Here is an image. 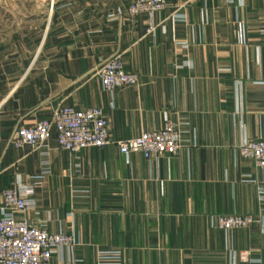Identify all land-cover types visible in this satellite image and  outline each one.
Masks as SVG:
<instances>
[{"label": "crops", "instance_id": "crops-1", "mask_svg": "<svg viewBox=\"0 0 264 264\" xmlns=\"http://www.w3.org/2000/svg\"><path fill=\"white\" fill-rule=\"evenodd\" d=\"M132 1L0 0V219L2 191L34 185L22 217L75 239L48 264H264V167L237 150L264 139V0H166L153 33ZM114 55L136 85L103 88ZM59 104L101 108L114 140L169 121L182 146L71 153L55 128L43 147L11 143ZM229 215L256 221L217 228Z\"/></svg>", "mask_w": 264, "mask_h": 264}, {"label": "built area", "instance_id": "built-area-1", "mask_svg": "<svg viewBox=\"0 0 264 264\" xmlns=\"http://www.w3.org/2000/svg\"><path fill=\"white\" fill-rule=\"evenodd\" d=\"M166 5V0H134L127 12L134 15L144 13L147 17L148 33L156 30L155 15ZM96 73L103 88L113 91L117 87L136 85L137 73L125 69L120 55L102 61ZM57 132L59 145L71 153L86 147H103L116 143L123 154L142 153L145 157L168 154L173 155L182 146L179 130L169 121L163 128L147 131L128 139L114 140L110 135L109 122L99 107L75 108L57 105L51 119L33 126H18L11 136L16 148L25 145L43 147L51 136L52 129ZM242 157L253 159L258 167H264V139L245 141L237 147ZM34 185L17 183L2 191L3 216L0 219V264H48L55 250L71 247L75 243L73 234L49 232L36 226L22 215L34 207L31 197ZM256 221L251 215L217 216L215 225L219 229H234L251 226ZM246 253H241L244 259Z\"/></svg>", "mask_w": 264, "mask_h": 264}, {"label": "rangeland", "instance_id": "rangeland-1", "mask_svg": "<svg viewBox=\"0 0 264 264\" xmlns=\"http://www.w3.org/2000/svg\"><path fill=\"white\" fill-rule=\"evenodd\" d=\"M133 1H134V0H133ZM133 1H132V2H133ZM165 6H166V5H165ZM164 8H165V7H164ZM164 8H163V9H164ZM129 14H130V13H129ZM138 14H139V13H138ZM131 15H132V14H131ZM134 15H135V14H134ZM147 29H148V28H147ZM147 32H148V31H147ZM124 67H125V66H124ZM251 216H252V215H251Z\"/></svg>", "mask_w": 264, "mask_h": 264}]
</instances>
